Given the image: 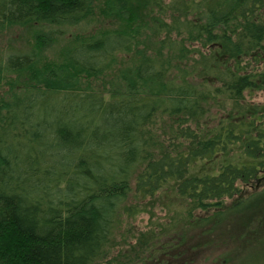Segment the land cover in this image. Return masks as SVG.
Here are the masks:
<instances>
[{"label":"trees","instance_id":"16d2710c","mask_svg":"<svg viewBox=\"0 0 264 264\" xmlns=\"http://www.w3.org/2000/svg\"><path fill=\"white\" fill-rule=\"evenodd\" d=\"M94 17L116 21L0 60V264H130L109 260L115 232L162 195L179 229L241 220L244 247H264V104L247 100L264 98V0H0V35Z\"/></svg>","mask_w":264,"mask_h":264},{"label":"rangeland","instance_id":"374dc122","mask_svg":"<svg viewBox=\"0 0 264 264\" xmlns=\"http://www.w3.org/2000/svg\"><path fill=\"white\" fill-rule=\"evenodd\" d=\"M113 21L116 20L110 19L108 21L94 17L75 24L54 23L32 26L33 28H13L8 31L5 30L3 31L5 33L0 35V60L34 50V48H31V43L32 37L36 33L40 34L39 36L43 38H49L51 40L50 47L46 52L47 56H55L61 52L67 41L76 40L82 36L100 34L101 31L111 28ZM194 48L196 50L199 49L200 52L204 51V49L197 48V46H194ZM193 54L194 56L190 54L185 59L184 64L177 62V58L173 60V68L168 77L170 78L178 74L181 70L180 68L191 67L200 62H195L199 53ZM136 55L133 51L126 56L119 57V67L125 65L130 66L135 60ZM110 74L112 77L114 76L113 73ZM103 79L106 81H103ZM108 79L109 77L106 75L100 80L107 82ZM247 100L259 104V106L264 104V98L261 92L250 93L247 95ZM212 113L220 115L221 117L223 111L213 108ZM204 124L210 127L211 122L202 123V125ZM132 199L134 198L132 197ZM169 199L170 197L162 195L147 201L140 200L139 207L150 213H144L143 211L139 215L130 218L131 220L125 221L122 219L120 227L115 232V239L109 247V260L111 263L112 260L114 261L116 255L121 257V255L125 254L130 259V264H172L173 251L177 247L175 244L176 242L181 243L183 235L186 236L188 247H180L179 251H182L186 255V258L179 262L174 261L173 264H261V262H264V247H244L246 244L239 240L244 233L242 231V227L245 225L243 221L236 220L234 223L223 224L217 233H207V228L190 231L180 226L179 229V215L175 210H172L173 203ZM173 221L177 224L176 233L173 234L174 236L171 239L169 237L168 244L158 245L153 239L163 240L160 228L167 226ZM233 234L235 236L234 240L232 238ZM196 240L197 244L195 243ZM148 241H151L150 244H155V247L165 248L155 254L142 252V247H145L144 245H150L146 244ZM207 243H212L213 245L211 247H205ZM168 245L171 247L169 249L172 252L166 250ZM198 245L199 247H196Z\"/></svg>","mask_w":264,"mask_h":264}]
</instances>
